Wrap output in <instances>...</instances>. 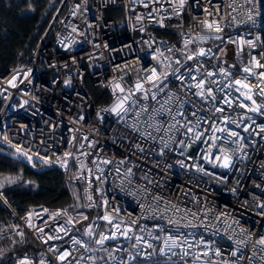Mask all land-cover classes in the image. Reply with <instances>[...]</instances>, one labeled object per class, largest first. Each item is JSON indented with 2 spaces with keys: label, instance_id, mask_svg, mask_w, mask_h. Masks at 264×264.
I'll use <instances>...</instances> for the list:
<instances>
[{
  "label": "built area",
  "instance_id": "obj_1",
  "mask_svg": "<svg viewBox=\"0 0 264 264\" xmlns=\"http://www.w3.org/2000/svg\"><path fill=\"white\" fill-rule=\"evenodd\" d=\"M117 7L122 18H108L106 10ZM205 19L218 21L222 31L204 28ZM52 26L53 35L41 38L25 65L0 73V145L43 168L60 170L63 183L80 187L85 211L99 210V215L82 227L83 233H76L73 223H66L68 215L53 216L63 209L39 204L19 214L0 188V207L7 212L0 221V239L12 245L24 233L30 235L40 249L37 264H92L81 257H95L96 264H264V245L257 243L264 237V78L260 76L264 67L255 63L264 65V0H185L182 7L179 0H62ZM197 35L220 38L196 41L185 50L184 40ZM200 48L210 50L209 54L186 59ZM157 49L171 56L170 69L153 59ZM153 67L169 73L165 91L156 100L151 98L156 89L150 83H145V90H151L147 99L134 90ZM175 69L179 71L174 76ZM208 72L215 75L207 77ZM86 77L108 93L107 102L93 103ZM201 79L215 99L193 95L194 84ZM236 80L251 87L249 94L261 106L258 111H251L252 101L241 94L249 90L236 85ZM129 91L134 94L125 104L126 113L105 111ZM168 95L175 98L167 106L171 113L184 112L183 117L176 116L178 131L165 132L175 121L153 112ZM224 99L231 100V106ZM185 118L194 128L187 135L181 127ZM213 124L239 137L229 140L228 132H214ZM198 133H202L199 139ZM213 135L220 139L212 140ZM237 139L239 143H234ZM221 147L232 158L228 168L220 166L223 158L216 159ZM105 214L121 230L131 227L132 239L117 234V239L97 245L100 233L115 231L98 219ZM169 219L180 221L179 233L190 243L203 238L207 246L196 245L187 256L180 248L161 253L163 237L179 234ZM189 221L196 227H185ZM89 225L92 237L84 234ZM61 226L70 229L67 235L59 231ZM41 228L43 233L37 231ZM137 235L153 247L142 241L139 251L134 249ZM73 238L81 243L73 244ZM114 249L119 250L112 253L116 260H111L109 252ZM65 252L70 255L60 261ZM25 258L33 264L27 256L14 264Z\"/></svg>",
  "mask_w": 264,
  "mask_h": 264
},
{
  "label": "trees",
  "instance_id": "obj_2",
  "mask_svg": "<svg viewBox=\"0 0 264 264\" xmlns=\"http://www.w3.org/2000/svg\"><path fill=\"white\" fill-rule=\"evenodd\" d=\"M61 3L62 0H0V73L25 65L41 38L53 35L52 22ZM122 14L119 7L106 10L110 19L120 20ZM85 87L95 105L109 100L108 93L90 77H86ZM0 184L17 213L23 214L39 204L67 210L76 233H83L82 227L99 215V210L85 211L80 187L63 183L60 170L43 168L1 145ZM6 218L7 212L0 207V221ZM21 256L29 257L33 264L38 262L40 249L30 235L24 233L12 245L0 239V264H14Z\"/></svg>",
  "mask_w": 264,
  "mask_h": 264
},
{
  "label": "snow or ice",
  "instance_id": "obj_3",
  "mask_svg": "<svg viewBox=\"0 0 264 264\" xmlns=\"http://www.w3.org/2000/svg\"><path fill=\"white\" fill-rule=\"evenodd\" d=\"M184 3H185V0H179V4L181 5V7L184 5ZM177 14H179V13H177ZM209 15H211V13H209ZM249 19H251V17H249ZM201 23H202L204 28H206V29H208L210 31L217 32V33L222 31V28H221L220 23L218 21L213 20V21L209 22L208 20L205 19ZM210 38L219 39L220 37L219 36L209 37V36L197 35L194 38H186L184 40V48L186 50L190 44H192V43H194L196 41H203V40H207V39H210ZM244 43H247V44H249V45H251L253 47L255 46V45L252 44L251 41H244ZM167 51L169 53H171L173 51V49L169 48V49H167ZM209 52H210V50L206 51L205 49L200 48L197 53L187 55L186 59L187 60H193L194 56H206V55L209 54ZM153 59L158 60V62L163 66L164 69H170L171 68V63L169 62L172 59L171 56H165L164 53L160 49L156 50V54L153 56ZM253 60H255V58H253ZM175 62L177 64L180 63L179 60H176ZM255 63H256L257 67H264V65L259 64L258 61H255ZM178 71H179V69L173 70L172 75L175 76L176 72H178ZM189 71L191 72V70H189ZM244 71L249 73V74H251V69L250 68H245ZM220 72L223 73L226 76L228 75L226 70L223 69V68L220 69ZM168 74L169 73L167 71L158 72L156 67H153L150 70V73L145 77L144 82H139L138 81L135 84V89L134 90L136 92H142L144 94L145 99H147V97L149 95V92L151 90H148V91L145 90V83H150L151 84V88L152 89H156V91L151 92V98L153 100H156L158 93H163L165 91L166 85H164V81L167 79ZM214 75H215L214 72L206 73L207 77H212ZM260 76L262 78H264V73H260ZM176 78L179 79V80H183L184 79V77H182V76H178ZM13 79H15V77ZM191 79L195 80L196 78L194 76H192ZM209 83L210 84H215L216 81H211L210 80ZM235 84L236 85H240L242 88H245V89L249 90L248 92H246V93L242 92L241 94L245 97V99L252 101V104L254 105V107L251 109V111H258L261 106L257 105L256 101L252 99V95L249 94L251 92V87L248 84H246L243 81H241V80H236ZM161 85H163V86H161ZM116 87L120 88V85L117 84ZM191 87L192 86L190 85L189 86V90L191 89ZM194 87L197 89V91L195 93H193V95L201 98L202 100L203 99H208L209 97H211L212 99H215V97L213 96V93H212V88L211 87H206L204 79H201V80L197 81L194 84ZM236 90L238 92L241 91L240 88H237ZM120 91L124 92V89L120 88ZM133 94H134L133 91H129L128 94H126L122 98L118 99V101L115 104V106H113L111 109H106L105 111L114 112L118 116L121 113H126L128 111V109L125 107V104H126V102L129 99H131V96ZM261 95H264V89L261 90ZM174 102H175V98L172 95H168L167 98L164 99L162 103H160V107L158 109H153V112L156 115H165V114H167V115L171 116L173 121H175V123L170 124L167 129H164L165 132H170V131H172L174 129L178 131L179 129H177V124H180V121L176 120V116H181V117L184 116V112L183 111H178L175 115H173L171 113L170 107H167V106L171 105ZM223 103L228 104L229 106H231L232 101L229 100V99H224ZM133 104H135V101H133ZM241 106L243 107L245 105L241 104ZM180 107H182V104L180 105ZM143 110L147 111L146 106L144 107ZM216 111L222 112L223 109L222 108H217ZM137 115H139V114H137ZM196 115H197V112L193 111L192 112V116L195 117ZM150 119H154V116L150 117ZM227 122H229V121H228V117L226 116L225 117V124ZM190 123L191 122L187 121V119L185 118L184 123L181 124V127L186 128L185 135H187L188 133L194 132V128L192 126H190ZM231 123H236V121L232 120ZM198 124H199V120H197V125ZM149 127H155V130L157 132L161 131V128L159 126H157V125H149ZM212 127H213L214 132H225V131H227L228 132V137L227 138L229 140L232 137H239V134L237 132L229 131L226 127H224V128H216L215 124H213ZM245 130H247V129H245ZM200 135H202V133H198L197 134V139H199ZM148 136H149V138H151V133H148ZM211 139L212 140H218V139H220V137H217V136L213 135L211 137ZM233 142L234 143H239V139H237L236 141H233ZM162 143L165 144V147L167 146V141L162 140ZM181 143H183V141H181ZM81 147H83V145H81ZM17 151L19 152L20 150L17 149ZM220 154H221L220 156L216 157L217 160H220L221 158H223V163L220 166L224 167V168L230 167L232 158H231V156L228 155V150L223 148V147H221L220 148ZM24 155H27V153H24ZM29 159H31V157H29ZM123 162L124 161H121L120 163L122 164ZM104 163H110V162L109 161H104ZM81 167H84V165H81ZM89 171H91V170H89ZM117 171L119 172V168L117 169ZM200 171H203V169H200ZM127 174H129V175L131 174V170L130 169H129V172ZM97 179H99V177H97ZM7 182L11 183L12 182L11 178H8ZM2 186L3 185L0 184V187H2ZM89 199H91V197H89ZM89 206H91V205H89ZM261 207H264V205H262ZM165 211H167V209H165ZM177 211L179 212L180 210L177 209ZM188 211H190V210H188ZM61 214L67 216V210H62V212L55 213V214H53V216L56 217V216H59ZM191 215L195 216L196 214L195 213H191ZM82 218L83 219H87V217H82ZM162 218H166V217H162ZM98 219H101V220H104V221L108 222V224L111 225V227L114 228L115 231H112L111 235H107L105 233H100L99 234V239L95 240V243L97 245L103 246L105 244V241L117 239V234H119L120 236H123L127 240H131L132 239V237L129 235V233L132 231L131 227H124L123 230H121V226H120L119 223L113 224V217L110 214H105L104 216L99 217ZM167 222H168L169 225H176L177 226V232L179 233V224H180L179 220L169 219ZM66 223L67 224H72L73 223V218L72 217H68V220H67ZM135 223H136L135 221H130V224H132V225H134ZM203 225H204V221H201V226H203ZM29 226L33 227V225H31V223L29 224ZM184 226L185 227H189V226L196 227V225L195 224H191L190 221H189L188 224H185ZM157 227H161V230L163 231L162 226L157 225ZM69 230L70 229H68V228H66L64 226H61V228L59 229V231H63L65 233V235H67V232ZM37 231L43 233V229L42 228L41 229H37ZM84 234L86 236H88V237H92L93 234H94L93 233V227L91 225H89V227L85 230ZM21 235H23V233H21ZM41 238L43 239V236ZM53 238L54 237H51V236L48 237L49 240L53 239ZM55 238L56 239H60L59 236H57ZM154 238L157 239V240L161 239V237H159V236H156ZM135 241H136V243L133 244L132 247L134 249H137V251H139L138 246L141 244L142 241L145 244H147V247H149V248L153 247L152 244L147 243V241H145L144 238L142 236H140V235L135 236ZM80 243H81V241L73 238V244H80ZM241 243H242V241H241ZM257 243L260 244V245H264V237H261V239L258 240ZM200 244H204V245L207 246V242L204 241L203 238H201L198 241H195V244H193V243L189 242L188 238L183 233H179L178 235L169 234V235L163 237V247L160 248V252L161 253H165L166 251L167 252H171L173 248H180L182 253H183V256H187V255H189L188 249H192V248L196 247V245H200ZM81 246L82 247H87L85 245H81ZM50 250H52V249H50ZM88 250L91 251V249H88ZM118 250L119 249H114L111 252H109V259L116 260L115 255H113L112 253L114 251H118ZM104 251H109V250L104 249ZM208 254H209L208 251H205L203 253L204 256H207ZM215 254L216 255H220V250L216 249ZM235 254L236 253H232V255H235ZM69 255H70V253L65 252L64 254L60 255L58 257V259L60 261H64ZM173 255H175V253H173ZM195 258L196 259H200V256L197 255ZM81 259H88V260L92 261V264H96V258L95 257H81ZM100 259H101V261L103 260L102 257ZM129 259L130 260H134L135 257L131 253H129ZM262 259H264V257H262ZM20 264H31V262L27 258H25L24 260L20 261ZM41 264H44V262L41 261ZM118 264H121V262H118ZM123 264H126V262H123ZM225 264H227V262H225Z\"/></svg>",
  "mask_w": 264,
  "mask_h": 264
},
{
  "label": "rangeland",
  "instance_id": "obj_4",
  "mask_svg": "<svg viewBox=\"0 0 264 264\" xmlns=\"http://www.w3.org/2000/svg\"><path fill=\"white\" fill-rule=\"evenodd\" d=\"M29 161V160H28Z\"/></svg>",
  "mask_w": 264,
  "mask_h": 264
}]
</instances>
